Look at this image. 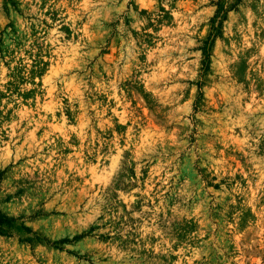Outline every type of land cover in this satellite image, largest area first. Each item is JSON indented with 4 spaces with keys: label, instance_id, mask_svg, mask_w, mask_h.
<instances>
[{
    "label": "rangeland",
    "instance_id": "rangeland-1",
    "mask_svg": "<svg viewBox=\"0 0 264 264\" xmlns=\"http://www.w3.org/2000/svg\"><path fill=\"white\" fill-rule=\"evenodd\" d=\"M0 211V264H264V0H0Z\"/></svg>",
    "mask_w": 264,
    "mask_h": 264
},
{
    "label": "trees",
    "instance_id": "trees-1",
    "mask_svg": "<svg viewBox=\"0 0 264 264\" xmlns=\"http://www.w3.org/2000/svg\"><path fill=\"white\" fill-rule=\"evenodd\" d=\"M221 9L217 10V14L215 15L214 19L218 16H220L221 13ZM18 220V218L16 217H11L9 215H7L6 213H3L0 211V233L4 234V235H8L11 236V232L10 230L13 228L14 223ZM22 228L28 232H32V228L22 224Z\"/></svg>",
    "mask_w": 264,
    "mask_h": 264
},
{
    "label": "crops",
    "instance_id": "crops-1",
    "mask_svg": "<svg viewBox=\"0 0 264 264\" xmlns=\"http://www.w3.org/2000/svg\"><path fill=\"white\" fill-rule=\"evenodd\" d=\"M7 215H9V216H11V217H16V218H18V220L19 219H22V215H15V214H9V213H7ZM30 227V226H29Z\"/></svg>",
    "mask_w": 264,
    "mask_h": 264
}]
</instances>
